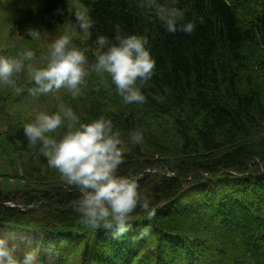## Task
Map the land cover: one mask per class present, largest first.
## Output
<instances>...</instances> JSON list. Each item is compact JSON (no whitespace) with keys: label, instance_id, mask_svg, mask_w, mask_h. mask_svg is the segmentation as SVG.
I'll use <instances>...</instances> for the list:
<instances>
[{"label":"trees","instance_id":"1","mask_svg":"<svg viewBox=\"0 0 264 264\" xmlns=\"http://www.w3.org/2000/svg\"><path fill=\"white\" fill-rule=\"evenodd\" d=\"M67 1L21 10L14 33L30 41L29 28L42 34L61 25ZM78 4L94 22L80 44L90 63L100 50L97 37L114 41L117 25L149 39L156 68L142 88L144 103L126 104L110 76L93 72L99 89L74 111L82 122L101 115L113 122L125 141L118 173L138 177L156 215L149 220L137 208L120 237L114 227L82 224L80 191L57 171L49 180L46 157L22 130L25 120L1 114L0 178L29 183L1 188L0 225L39 232L43 264H264V0H178L186 20L203 22L174 34L142 0ZM10 100L0 91V111ZM157 129L171 131L177 145L153 136ZM137 130L142 144L130 141ZM158 154L165 159L145 156Z\"/></svg>","mask_w":264,"mask_h":264},{"label":"clouds","instance_id":"2","mask_svg":"<svg viewBox=\"0 0 264 264\" xmlns=\"http://www.w3.org/2000/svg\"><path fill=\"white\" fill-rule=\"evenodd\" d=\"M142 3L154 10L169 33H192L197 21L203 22V17L186 20L185 9L176 6L178 0H169L167 4L159 0H142ZM75 17L81 31L87 32L94 26L90 16L77 12ZM28 33L33 39L40 37L39 29L29 28ZM97 44L100 50L91 63L85 55L86 49L75 45L69 35H60L49 45L43 66L25 63L33 61L32 50L14 57L0 55V85L16 88L14 77L26 68L35 82L33 95L55 93L63 88L77 97L86 77L94 72L110 76L126 104L144 103L146 96L142 88L156 68L148 37L125 34L117 25L114 41L100 35ZM168 91L165 88V93ZM23 129L29 142L40 146L48 166L57 170L67 185L80 191L75 210L82 224L91 228L114 227L115 235L120 237L129 230L137 208L147 219L155 217V208L139 191L138 177L118 173L125 157V141L110 119L101 115L82 122L71 107L61 104L56 112H38ZM143 140L142 131L130 133L133 144H142ZM0 264H40V247L21 254L8 237L0 236Z\"/></svg>","mask_w":264,"mask_h":264},{"label":"rangeland","instance_id":"3","mask_svg":"<svg viewBox=\"0 0 264 264\" xmlns=\"http://www.w3.org/2000/svg\"><path fill=\"white\" fill-rule=\"evenodd\" d=\"M43 0H0V55L14 57L18 54L24 52L25 50H32L34 52L33 61H26L25 63H33L36 66H43L46 63V56L48 52L49 45L60 35H69L72 38V41L75 45L80 47L81 42L87 37V32L81 31L76 22L75 14L77 12L83 13L87 16L85 10L80 9L78 0H68L67 6L64 10V21L61 25H57L54 29L45 31L40 34L39 39H33L30 41L23 40L19 38L13 31L12 23L13 19L18 16L21 10L39 7L42 4ZM16 88H10L8 86L0 85V91L6 94H11L13 100H10V105L7 104L4 111H0L1 114H9L15 116V118L25 120L26 123L32 122L35 115L40 111L47 112H56L59 110L61 104L64 106L71 107L73 110L80 108L77 106V101L80 99L81 106L84 105L86 99L93 97L90 93H95L99 89L97 84L100 82L98 76L94 73H90L86 77V83L82 86L81 95L77 97H72L71 94L66 89H60L55 93L47 94H37L33 95L31 89L35 87V82L32 81L29 77L27 69L17 74L15 77ZM23 128V127H22ZM21 130V127H20ZM24 131V129H22ZM155 137H166V145L173 146L177 145L176 141L172 139L171 131L163 133L159 129L153 131ZM152 133V132H151ZM55 135V134H52ZM34 148H40L39 145H33ZM149 147V146H148ZM143 153H148L147 150L143 147ZM164 154V152H163ZM162 155V154H161ZM160 154L157 156L151 157V155H145L149 161L156 159H165L162 158ZM258 163L257 161H255ZM3 172H8L6 174H11L8 167H5V164H1ZM52 169L53 171H50ZM49 170L47 175L53 180L57 178V175H52V173L57 170L53 168H46L44 171ZM58 172V171H57ZM59 173V172H58ZM60 175V174H58ZM34 179V178H33ZM32 183H39L38 180H32ZM42 181V180H41ZM56 181V180H54ZM5 184V186L0 184V190L3 188L13 189V188H22L24 183H29L28 181L15 180L9 177L0 178V183ZM20 182V183H17ZM31 184V183H30ZM2 192V191H1ZM234 212V210H233ZM0 236L8 237L10 242L14 243L17 246V251L21 254L23 252L35 248L37 246L42 249L46 248V243L41 244V234L39 232H34L32 230H22L15 228L14 226L0 225ZM238 255V253H234ZM204 260V258H203ZM52 262V258H50ZM204 264H211V259L203 262ZM43 264V263H40Z\"/></svg>","mask_w":264,"mask_h":264}]
</instances>
